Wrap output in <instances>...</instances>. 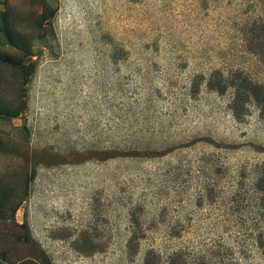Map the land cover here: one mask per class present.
I'll return each mask as SVG.
<instances>
[{
    "label": "rangeland",
    "instance_id": "1",
    "mask_svg": "<svg viewBox=\"0 0 264 264\" xmlns=\"http://www.w3.org/2000/svg\"><path fill=\"white\" fill-rule=\"evenodd\" d=\"M0 264H264V0H0Z\"/></svg>",
    "mask_w": 264,
    "mask_h": 264
},
{
    "label": "trees",
    "instance_id": "2",
    "mask_svg": "<svg viewBox=\"0 0 264 264\" xmlns=\"http://www.w3.org/2000/svg\"><path fill=\"white\" fill-rule=\"evenodd\" d=\"M129 151V150H128ZM133 151V153H136L138 152L137 149H134V150H131ZM117 152L118 155H115ZM127 151L126 150H115V153H114V156H112L111 158H116V157H123V153H126Z\"/></svg>",
    "mask_w": 264,
    "mask_h": 264
}]
</instances>
